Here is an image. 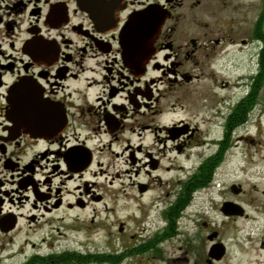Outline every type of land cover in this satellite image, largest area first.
Returning <instances> with one entry per match:
<instances>
[{
    "label": "flooded vegetation",
    "instance_id": "1",
    "mask_svg": "<svg viewBox=\"0 0 264 264\" xmlns=\"http://www.w3.org/2000/svg\"><path fill=\"white\" fill-rule=\"evenodd\" d=\"M0 264H264V0H0Z\"/></svg>",
    "mask_w": 264,
    "mask_h": 264
},
{
    "label": "rangeland",
    "instance_id": "2",
    "mask_svg": "<svg viewBox=\"0 0 264 264\" xmlns=\"http://www.w3.org/2000/svg\"><path fill=\"white\" fill-rule=\"evenodd\" d=\"M82 216H84V215L82 214ZM98 220H99V222H103V223L105 221L104 219H101V220L98 219ZM99 222L97 224V227L92 226L94 233H93V238H92L93 243H91V244H93L92 246L94 247V249L104 250V249H106V244H107L106 239L104 238L105 226L100 225ZM24 232H25L24 230H22V231L19 230L18 234H24ZM64 233L67 234V230H65ZM81 240H84V239H81ZM84 242H86V241H84Z\"/></svg>",
    "mask_w": 264,
    "mask_h": 264
},
{
    "label": "water",
    "instance_id": "3",
    "mask_svg": "<svg viewBox=\"0 0 264 264\" xmlns=\"http://www.w3.org/2000/svg\"><path fill=\"white\" fill-rule=\"evenodd\" d=\"M146 52V51H145ZM146 55H147V52H146Z\"/></svg>",
    "mask_w": 264,
    "mask_h": 264
}]
</instances>
